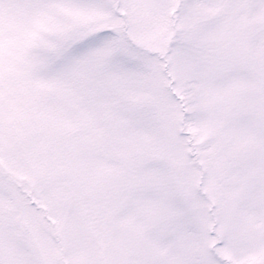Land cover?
Masks as SVG:
<instances>
[{
  "label": "snow or ice",
  "instance_id": "1",
  "mask_svg": "<svg viewBox=\"0 0 264 264\" xmlns=\"http://www.w3.org/2000/svg\"><path fill=\"white\" fill-rule=\"evenodd\" d=\"M0 264H264V0H0Z\"/></svg>",
  "mask_w": 264,
  "mask_h": 264
}]
</instances>
